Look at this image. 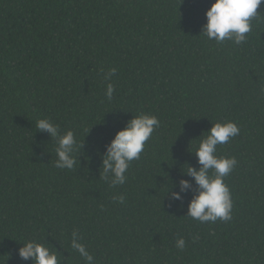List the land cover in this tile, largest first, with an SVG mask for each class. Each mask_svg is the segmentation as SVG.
<instances>
[{
  "label": "trees",
  "instance_id": "trees-1",
  "mask_svg": "<svg viewBox=\"0 0 264 264\" xmlns=\"http://www.w3.org/2000/svg\"><path fill=\"white\" fill-rule=\"evenodd\" d=\"M214 2L0 0V264H33L19 256L28 241L86 264L73 230L94 264H264V22L243 44H217L202 35ZM141 113L160 125L113 187L102 156ZM40 119L84 143L73 169L55 167ZM228 121L240 134L216 154L237 159L224 178L232 219L200 223L186 217L192 190L183 203L166 195L199 169L200 136Z\"/></svg>",
  "mask_w": 264,
  "mask_h": 264
},
{
  "label": "clouds",
  "instance_id": "clouds-1",
  "mask_svg": "<svg viewBox=\"0 0 264 264\" xmlns=\"http://www.w3.org/2000/svg\"><path fill=\"white\" fill-rule=\"evenodd\" d=\"M264 0H215L206 12V24L202 26V35L208 40H214L222 44L225 40L237 45L247 41V35L252 31V21L264 22V14L257 10ZM116 69H111L105 74V80H111ZM115 88L113 84H107L106 97L111 100ZM159 119L155 115H133L126 126L119 130L111 142L106 146V152L102 156L101 179L110 181L113 187L123 185L127 181V171L134 160H139L146 149L147 142L154 131L159 127ZM38 131L47 132L56 140L55 167L71 170L77 165V157L74 153L83 149L84 143H79L73 131L60 133L59 126L50 119H40L36 122ZM207 133V135H205ZM240 134V128L235 122H217L209 131L204 132L194 155L198 158L200 166L188 167L184 174L192 179H180L179 191L177 185L168 191L166 197L183 203L189 190L193 191L188 205L186 217L198 220L200 223L230 221L232 219L233 201L229 187L224 178L230 175L237 165V159L228 156H218L219 145L230 142ZM199 137V138H200ZM198 138V139H199ZM196 140V139H195ZM80 157V156H79ZM79 159V158H78ZM80 163V159H79ZM193 184L196 186L193 189ZM119 203H124V196L113 197ZM82 237L78 230H73L71 248L76 250L84 258L86 264H94V257L86 246L80 242ZM19 249L21 259H31L33 264H63L64 257L58 255V251L45 243L28 241ZM176 247L184 250L186 242L183 238L176 240Z\"/></svg>",
  "mask_w": 264,
  "mask_h": 264
}]
</instances>
